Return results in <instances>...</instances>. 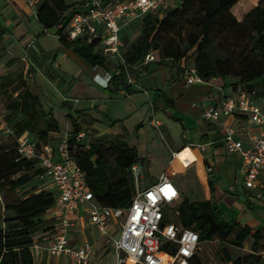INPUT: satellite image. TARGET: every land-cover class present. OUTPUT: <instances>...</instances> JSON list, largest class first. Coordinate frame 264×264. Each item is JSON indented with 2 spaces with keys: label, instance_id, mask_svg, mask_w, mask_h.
I'll use <instances>...</instances> for the list:
<instances>
[{
  "label": "trees",
  "instance_id": "16d2710c",
  "mask_svg": "<svg viewBox=\"0 0 264 264\" xmlns=\"http://www.w3.org/2000/svg\"><path fill=\"white\" fill-rule=\"evenodd\" d=\"M238 1L178 0L160 11L146 12L120 27L121 57L103 52V30L92 37L70 39L67 36L69 18L79 10L81 1L38 0L35 16L43 30L54 28L59 45L109 72L110 82L128 69L138 67L151 72L161 64L175 67L181 77L191 65L203 81L228 78L223 85L232 90L231 94L244 90L259 102L264 99V0H259L240 19L231 12ZM6 31L0 25V35ZM149 52H156L158 56L145 62ZM187 57H192L190 64L185 62ZM11 80L12 76L6 74L0 88ZM123 86L127 93L131 92L130 82ZM20 87L6 104L9 111L21 114V118L12 124L15 144L0 145V190L23 189L18 192L16 202L5 206L10 214L4 217V226L0 228V264H36L33 245L45 244L57 228L46 219L54 206L56 193L38 189L31 183L41 176L42 170L36 159L21 157L16 144L17 138L27 133L36 147L44 143L54 145L58 142L50 141L49 133L59 131V124L52 110H44L37 92L22 79L15 84V89ZM153 100L163 110L172 106L163 87L154 90ZM61 106L70 108L67 101L61 102ZM69 120L71 128L65 138L68 151L84 173L85 185L93 200L110 208L127 207L135 190L132 165L142 159L136 146L128 142L131 134L113 135L109 140L89 138L84 125L89 126L93 118L75 110V116H70ZM80 132L83 136L77 138ZM176 211V223L196 230L199 243L228 240L241 248L248 236L252 238L250 250L235 257L223 246L224 263L264 264L261 254L264 225L252 229L246 224L240 225L234 218L225 220L211 199L183 197ZM39 230L42 233L36 238ZM190 264H205L197 250Z\"/></svg>",
  "mask_w": 264,
  "mask_h": 264
},
{
  "label": "crops",
  "instance_id": "0c3cea01",
  "mask_svg": "<svg viewBox=\"0 0 264 264\" xmlns=\"http://www.w3.org/2000/svg\"><path fill=\"white\" fill-rule=\"evenodd\" d=\"M35 8L36 6H30L27 0H0V25L7 30L0 35V83L6 74L12 76L11 82L0 88V93L7 94L9 101V96L14 97L22 88L15 89V84L22 79L27 87L37 92L44 110L51 109L54 117L55 109L52 105L54 96L56 94L64 98L68 96L72 103L69 102L68 112H63L65 127L62 128L55 117L59 131L49 133L50 141L56 143L66 138V132L71 127L69 117L74 116L73 111L80 110L94 119L90 123L93 128L104 133L111 136L126 132L136 134L134 145L142 158L137 163L140 181L144 179L149 184L161 173H165L177 187L180 198L182 195L185 197L184 182L176 175L183 174L189 187L203 190L201 199L195 197L191 200L211 199L225 220L234 218L240 225L246 224L252 229L264 225V176L258 178L254 187H246L243 184L244 167L241 156L236 152L226 151L221 141L224 127L232 126L235 137L240 139L244 146H248L245 131H256L258 126L253 124L248 116L239 113L221 115L219 119L212 121H206L202 117V110L205 107L217 106L221 99L231 94L232 90L223 85L228 78L215 77L209 81L187 84L186 71L179 77L177 73L170 75L162 73L159 69L151 72L143 69L134 79H130V93H127L121 84H113V81L104 88L98 81L106 71L91 65L77 53L59 45L54 32L51 33L53 44L49 47L45 45L47 43L44 42V38L50 31L42 29L35 16ZM24 46L25 48L28 46L29 49L26 54ZM145 78L151 80L150 84L155 86L153 89L143 83ZM12 85L13 89L9 91ZM162 87L172 103V106L165 110L153 100L154 90ZM97 98H100L103 104L95 101ZM124 98H128V101H121ZM7 102L3 106L4 115L13 113L6 108ZM146 102L153 113L161 111L168 121L173 120L175 127H179L176 138L169 133L165 134L166 151L159 172L155 176L149 174L148 153L138 136L143 129L141 118L149 111L145 107ZM259 103L264 106V99L259 100ZM19 115L21 118V114ZM104 116L108 126L106 131L99 127L105 122ZM157 120L163 129L162 132L166 133L165 122ZM199 145H204V149ZM183 152L187 157L185 162L179 159V154ZM38 179L42 180L38 183V189H49L56 193L49 179L43 176L36 180ZM18 198L17 190H0V228L4 226V217L10 214L5 206L16 202ZM86 207V203H81L66 214V218L73 222V226L67 232L68 239L74 244L88 241L92 245L93 264H108L110 257L114 259L112 246L106 244L104 236L88 223ZM46 219L57 227L61 214L52 208L46 214ZM86 228L96 230V235L93 236L90 232L88 235L84 230ZM241 248L244 253L248 251L244 248V243ZM261 254L264 255V250ZM34 255L37 258L36 264H69L65 256H51L44 249L38 250ZM99 256H102L101 261L98 260Z\"/></svg>",
  "mask_w": 264,
  "mask_h": 264
},
{
  "label": "built area",
  "instance_id": "2783aa9c",
  "mask_svg": "<svg viewBox=\"0 0 264 264\" xmlns=\"http://www.w3.org/2000/svg\"><path fill=\"white\" fill-rule=\"evenodd\" d=\"M78 1H81L80 8L69 18L67 36L70 39L92 37L103 30V52L121 57L120 27L146 12L172 6L178 0ZM37 2L27 0L30 6H36ZM154 59V53L149 52L144 61ZM185 71L187 84L203 81L193 66L189 65ZM110 78L111 74L105 72L98 83L106 88ZM128 82L131 80L128 79ZM236 113L248 116L258 129L245 131L248 146L235 137L232 126L224 127L221 141L226 151L241 156L243 184L252 188L258 178L264 176V106L250 98L244 90H239L225 96L219 105L205 107L202 117L212 121L221 115ZM149 123L155 128L160 125L153 115ZM82 136L83 132H80L77 138ZM199 147L204 149V145ZM16 150L21 157L37 160L42 170L41 176L49 179L56 189L53 208L61 214L55 234L45 244L33 245L35 254L44 249L51 256H65L69 264H93L92 245L88 241L71 243L67 236L73 222L66 218V214L79 204L86 203L87 221L104 236L106 244H111L114 264H125L127 261L132 264H190V258L198 249V232L167 220V210L179 198L178 189L167 174L161 173L155 181L140 185L137 164H133L135 190L129 205L110 208L93 200L92 193L85 185L84 173L69 154L65 138L54 145L44 143L36 147L34 139L25 133L17 138Z\"/></svg>",
  "mask_w": 264,
  "mask_h": 264
},
{
  "label": "rangeland",
  "instance_id": "374dc122",
  "mask_svg": "<svg viewBox=\"0 0 264 264\" xmlns=\"http://www.w3.org/2000/svg\"><path fill=\"white\" fill-rule=\"evenodd\" d=\"M258 1L259 0H239L238 2H236L232 6L231 12L235 15V17L237 19L243 18L244 15L252 7H254L258 3ZM49 31H50V33H47V36L44 38V42L47 43V44H45V45H47V47H49V45L53 44L52 43L53 42L52 41V34L54 32V28H50ZM23 49H24V54L27 53L29 50V49L25 48V46L23 47ZM157 56H158V54L155 52L154 57L156 58ZM191 61H192V57H187L185 59V62L188 64H190ZM158 69L164 74L176 75L175 67H171L168 64L167 65L161 64V65H159ZM141 70H143V69L141 68ZM139 71H140V68H138V67L128 69V70H126L125 74L120 73L119 76H117V78H115L113 80V84H116V85L121 84L123 86L124 84H126L128 82V79H131V80L134 79V77L136 76L137 73H139ZM168 77H170V76H168ZM143 83L146 84V86H148V87L151 86L150 87L151 89H153V87H155V86H152V84H150L151 83L150 79L145 78ZM66 85H65V87H67ZM12 89H13V85L9 89V91ZM122 100L128 101V98L121 99V101ZM7 101H8L7 94L3 95L0 93V145H2V146H8V145L15 144L13 131H12V124L15 120H17L20 117L19 114L14 113V112L4 115L3 106ZM63 101H67V103L70 102V104L72 103L70 101V99L68 98V96L66 98H64V97H60L59 95L56 94V96H54V98L52 99V103H53L52 105L54 106V109H55L54 115L57 118V120L59 121L60 126L62 128L65 127L63 112L64 113L68 112V110L65 106L64 107L61 106V102H63ZM95 101L103 104V102L101 101L100 98H97V100H95ZM145 104H146L145 105L146 109H149V111H148V114L146 116H144V118H141V119H143V129H142V132L139 133L140 135H138V136L142 140V142H143L142 144L145 145V149L147 150L146 152L148 153L147 161L149 164V168H148L149 174L155 176L159 172V169H160V166L162 163V159L165 155V151H166V145H165L166 138H165V136L167 135V133H169L173 138H176L178 136V133H179V129H178L179 127L178 128L175 127L173 120L168 121V119H166L165 115L161 111H159L155 114L150 110L149 103L146 102ZM152 108H153V106H152ZM73 115L75 116V111H73ZM152 115L156 119H160V120L165 122L164 127H165V130L167 131L166 133L162 132L163 129L160 128V126H158L156 128H152L149 125L148 119ZM103 118L105 119L104 120L105 122L99 127L102 130L105 129V131H106L108 129V126L106 124V121H107L106 116H104ZM84 127H87V128H85V131H86V135H88L89 138H103L105 140H109L111 138V134L104 133V132L100 131L99 129L93 128L92 125H90V126L84 125ZM70 128L71 127H69V129L67 130V132H66L67 134H68ZM161 132L164 134H162ZM131 134H132V136H131V138H129L130 139L129 143L134 145L135 144L134 140L137 139V136L133 132H131ZM179 159L183 162H185L187 160V157H186L184 152L179 154ZM144 168L146 169L145 165H144ZM176 176L179 179H183L182 180L184 182L183 192H184L185 197H187L190 200L194 199L195 197L201 199L203 190H201L200 188L199 189L198 188L193 189V188L189 187V185L186 183L187 182L186 176L184 177L183 174H177ZM41 181H42L41 179H38V180L34 179L31 183L34 186L38 187V183ZM140 185H147V183L145 182L144 179H142ZM22 189L23 188L18 189L17 192H19V194H20ZM182 198H183V195L175 202V204L172 207H170L167 210V212H166L167 217L166 218L168 221L177 222L176 221L177 217H176V213H175L176 205ZM47 222L49 223L50 221H47ZM76 228L78 229V226ZM84 230L88 235L91 233L93 236H95L97 233L96 230L91 229V228H86ZM41 233H42V231L39 230L38 232H36L35 237L37 238V236L40 235ZM77 234H78V230H77ZM231 239H232V236L230 237L229 240H231ZM251 242H252V238L250 236H248L244 241V248L248 249V251L250 250ZM262 244H264V240H262ZM223 246L226 247V249L229 251V253L234 257L244 253L242 251V248H238V247L231 245L230 241L227 240L223 243H219L217 239H214L212 241H205V242L199 243L197 251L200 253V256H201V258L205 264H232L230 262H228V263L223 262L224 255L221 251ZM104 252L106 253L108 251H104ZM34 258H35V261L37 262V258L35 257V255H34ZM98 260L101 261L102 256H99ZM113 260H114L113 257H110L108 264H112L114 262Z\"/></svg>",
  "mask_w": 264,
  "mask_h": 264
}]
</instances>
